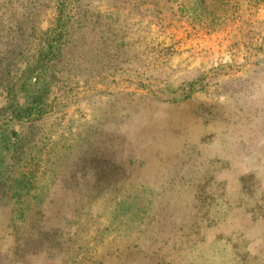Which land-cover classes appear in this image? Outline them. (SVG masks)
Returning <instances> with one entry per match:
<instances>
[{"label":"rangeland","instance_id":"obj_1","mask_svg":"<svg viewBox=\"0 0 264 264\" xmlns=\"http://www.w3.org/2000/svg\"><path fill=\"white\" fill-rule=\"evenodd\" d=\"M0 264H264V0H0Z\"/></svg>","mask_w":264,"mask_h":264}]
</instances>
